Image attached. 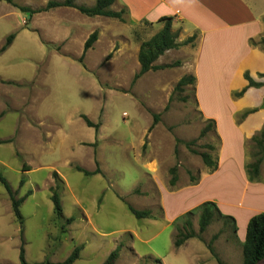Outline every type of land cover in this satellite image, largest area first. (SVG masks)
I'll use <instances>...</instances> for the list:
<instances>
[{"label": "rangeland", "instance_id": "1", "mask_svg": "<svg viewBox=\"0 0 264 264\" xmlns=\"http://www.w3.org/2000/svg\"><path fill=\"white\" fill-rule=\"evenodd\" d=\"M48 1L0 0V48L16 33L0 54V174L17 198L30 193L20 206L21 222L0 182V264H23L22 237L27 264L62 262L77 246L83 248L73 264H103L118 245L116 264H158L155 259L162 264H219L217 257L225 264H242L243 237L234 236L218 218L199 233L202 203L190 207L208 194L187 186L213 170L187 143L202 151L219 141L212 130L201 136L209 121L199 109L194 86L175 90L186 68L151 70L136 78L138 48L156 28L140 26L130 32L111 17L84 21L80 12L39 11ZM65 24H73L80 34L74 31L61 40ZM98 24L104 34L80 62L84 43L78 38L91 30L88 38ZM258 44L264 48V38ZM187 58L179 50L164 56ZM82 114L99 130L88 126ZM155 115L159 120L151 129ZM247 148L253 161L263 157L264 167V149L252 141ZM77 166L99 168L100 173L86 175ZM174 166L178 181L172 185ZM57 183L61 218L51 200ZM128 204L150 210L152 217L137 218ZM188 211L200 236L175 248L176 224H182Z\"/></svg>", "mask_w": 264, "mask_h": 264}, {"label": "crops", "instance_id": "2", "mask_svg": "<svg viewBox=\"0 0 264 264\" xmlns=\"http://www.w3.org/2000/svg\"><path fill=\"white\" fill-rule=\"evenodd\" d=\"M76 3L93 6L96 0H77ZM111 9L117 12L125 10L124 21L113 19L127 25L130 32L134 27L149 26L156 28L157 33L163 26L160 19L173 17V30L179 31V42L195 36L193 42L167 50L155 62H174L164 59L165 54L173 50L188 55L187 59L180 60L179 66L172 68L185 67L184 75L195 76L193 86L199 109L208 121L215 123L214 133L219 141L215 145L218 166L200 178L197 184L187 186L186 190L198 188V191L208 194L202 200L190 204V207L205 201L218 202L221 212L235 217L238 234L245 240L251 217L264 212L263 162L257 179L251 180L247 171V165L253 161L247 145L251 141L256 145L254 136L264 130V76H260L264 74V48L258 44L264 38V0H116ZM57 10H64L61 12L70 16L74 14L72 11L80 12L66 6L47 12L53 14ZM85 16V20L82 19L84 21L107 17ZM78 17L81 19V15ZM66 20V17L62 18V21ZM99 24L96 25L99 29L98 41L104 34ZM64 27L60 34L61 40L68 39L74 31L81 32L73 24H65ZM90 31L78 39H82L85 44ZM139 49L140 46L138 53ZM81 65L85 71L93 74L87 65ZM247 73L260 85H250ZM244 89L242 95H237ZM192 240L196 239L191 238L182 246Z\"/></svg>", "mask_w": 264, "mask_h": 264}, {"label": "trees", "instance_id": "3", "mask_svg": "<svg viewBox=\"0 0 264 264\" xmlns=\"http://www.w3.org/2000/svg\"><path fill=\"white\" fill-rule=\"evenodd\" d=\"M6 2H12V0H3ZM77 0H49L47 5L39 11H47L52 8L66 6V7H73L78 9L81 13L87 16H107L112 18H119L120 20L124 21L123 14L125 10L120 12L113 11L111 9V5L116 0H96V3L93 6L87 5H78L76 3ZM21 10L29 11L31 10L21 7ZM160 22L163 23L162 28L155 33L150 39L143 41L140 44V49L138 53V59L140 62V71L136 74V78L144 75L150 70L156 71L165 68L177 67L181 64V61L176 60L169 64H155L158 58L164 54L169 49H178L180 46L191 43L195 40V36L189 37L183 42L178 41L179 31L173 30V17H162ZM99 36L98 30H94L86 40L84 44V53L80 59V62H83V57L85 56L86 52L93 46V44L97 41ZM16 37V33H11L7 36L5 43L0 48V54L6 51L9 46L13 43V40ZM260 76H264L261 74ZM246 78L250 81V85L258 86L260 83L254 81L250 75L247 73ZM195 76L193 75H184L177 83L175 90H183L187 85H194L195 83ZM245 89L242 92H239L237 95H242ZM81 117L86 121L87 125L90 127H94L96 131L99 130L98 124L94 123L86 114H82ZM159 118L158 115L154 116V122L151 126V129L155 126L158 122ZM215 132V123L212 120H209V123L202 129L201 136L206 135L209 131ZM263 137V138H262ZM253 140L256 142V145L259 147L260 151L264 149V130H262L258 135L254 136ZM3 142V141H0ZM193 142H188L187 145L191 149L192 152L199 154L203 160V162L211 169H216L218 166L217 157L213 153L215 151L216 146L214 144L206 145L207 150H196L192 148ZM178 150L176 149V152ZM259 151V152H260ZM257 156V154L255 155ZM263 162V157L257 156L256 159L250 162L247 165V171L251 180H255L260 175V166ZM77 170L84 172L86 175L100 173L99 168L95 171H89L82 166H77ZM171 172V179L170 183L175 185L178 181V174H177V166H174L170 169ZM54 177L56 181L59 183L60 179L57 172H54ZM0 182L5 187L6 191L8 192L11 201H12V208L15 217L22 222L23 215L20 210L21 204L25 201L27 196L30 194L29 192L24 195L23 197L17 198L16 193L9 180L3 174H0ZM58 183L56 187L52 188V195L51 200L54 204V212L57 217H62L64 208L62 204L61 194L58 191ZM129 210L134 214L137 218H147L152 217L151 211L148 209L140 210L136 209L132 205L128 204ZM198 209L200 210L199 213V233L206 231L208 226L215 220V219H222L224 223L230 227V230L237 236L238 233V225L235 217L228 214H223L219 209L218 205L213 201H205L202 203ZM193 215L192 211H188L183 219L181 225L176 224V235L174 239V246L175 248H180L183 244L186 243L187 240L191 238H199L200 234L194 229L193 221L190 218ZM73 218L69 219V222H72ZM218 234L214 236L217 238ZM209 250L214 253V248L212 243H208ZM83 246H77L74 248L72 253L68 256V258L62 262H58L55 264H73L79 257L80 252ZM25 241L22 237V243L20 246V254L19 258L23 264L26 263L25 259ZM121 251V245H118L107 257L106 261L103 264H116L117 259L119 258ZM243 263L242 264H264V212L258 213L251 217L247 225L246 237L243 242ZM217 261L219 264H225L220 258L217 257ZM155 262L158 264H162L161 259H155Z\"/></svg>", "mask_w": 264, "mask_h": 264}, {"label": "water", "instance_id": "4", "mask_svg": "<svg viewBox=\"0 0 264 264\" xmlns=\"http://www.w3.org/2000/svg\"><path fill=\"white\" fill-rule=\"evenodd\" d=\"M262 108H264V102H263V104H262Z\"/></svg>", "mask_w": 264, "mask_h": 264}]
</instances>
